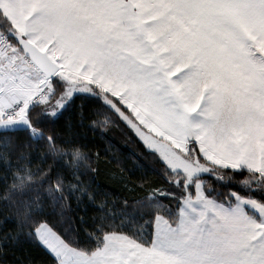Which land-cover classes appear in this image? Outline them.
Listing matches in <instances>:
<instances>
[{"label": "snow or ice", "instance_id": "1", "mask_svg": "<svg viewBox=\"0 0 264 264\" xmlns=\"http://www.w3.org/2000/svg\"><path fill=\"white\" fill-rule=\"evenodd\" d=\"M0 205V264H264V0H0Z\"/></svg>", "mask_w": 264, "mask_h": 264}, {"label": "trees", "instance_id": "2", "mask_svg": "<svg viewBox=\"0 0 264 264\" xmlns=\"http://www.w3.org/2000/svg\"><path fill=\"white\" fill-rule=\"evenodd\" d=\"M92 99L98 100V98L95 97ZM80 102L81 101L79 99L75 100L73 102L72 109H74L75 105L79 104ZM89 135L91 136V133ZM100 140L103 151L101 152L102 162L99 165L100 172L96 177V184L102 188L109 187V190L115 191L116 185L113 182V170L118 167L117 159H123L124 157L129 156L130 149H134L135 144L130 142V134L123 132L121 128L115 126L111 131H109L107 138H100ZM95 150L96 149H94V151ZM105 152L107 155L104 154ZM39 163L40 162L37 160L34 162L33 166L38 165ZM134 163L135 162L133 160H129L128 167L133 168ZM9 183H12V181L10 180ZM0 210L3 211L4 215H11L15 211L14 208L4 209L2 205H0ZM2 218L3 217L0 216V219ZM26 248L29 252L34 254L36 258H42L46 256L44 250L37 244L28 242L26 244ZM11 255V252H9V256ZM8 264H11V262H8Z\"/></svg>", "mask_w": 264, "mask_h": 264}]
</instances>
